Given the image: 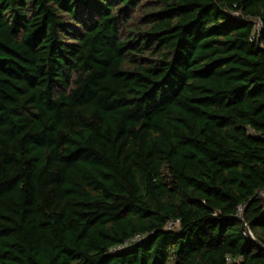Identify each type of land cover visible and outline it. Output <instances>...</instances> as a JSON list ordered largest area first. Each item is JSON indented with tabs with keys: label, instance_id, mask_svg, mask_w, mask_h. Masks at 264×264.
<instances>
[{
	"label": "trees",
	"instance_id": "trees-1",
	"mask_svg": "<svg viewBox=\"0 0 264 264\" xmlns=\"http://www.w3.org/2000/svg\"><path fill=\"white\" fill-rule=\"evenodd\" d=\"M0 264H264V0H0Z\"/></svg>",
	"mask_w": 264,
	"mask_h": 264
},
{
	"label": "built area",
	"instance_id": "built-area-1",
	"mask_svg": "<svg viewBox=\"0 0 264 264\" xmlns=\"http://www.w3.org/2000/svg\"><path fill=\"white\" fill-rule=\"evenodd\" d=\"M259 25V24H258ZM259 27H260V25H259Z\"/></svg>",
	"mask_w": 264,
	"mask_h": 264
}]
</instances>
